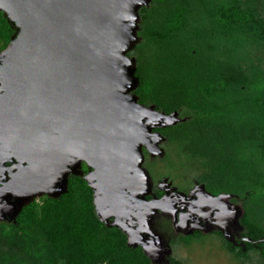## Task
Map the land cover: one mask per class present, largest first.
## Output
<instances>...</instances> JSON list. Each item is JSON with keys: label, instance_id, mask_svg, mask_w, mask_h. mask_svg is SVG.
Instances as JSON below:
<instances>
[{"label": "trees", "instance_id": "obj_1", "mask_svg": "<svg viewBox=\"0 0 264 264\" xmlns=\"http://www.w3.org/2000/svg\"><path fill=\"white\" fill-rule=\"evenodd\" d=\"M138 15L137 102L191 116L157 131L194 159L209 192L242 198V237L252 242L241 250L218 236L241 264L249 254L264 264V0H152ZM2 23L0 52L11 33ZM206 52L205 76L196 77L195 56ZM5 235L4 264H151L97 219L80 176L68 179L64 194L21 207Z\"/></svg>", "mask_w": 264, "mask_h": 264}, {"label": "water", "instance_id": "obj_2", "mask_svg": "<svg viewBox=\"0 0 264 264\" xmlns=\"http://www.w3.org/2000/svg\"><path fill=\"white\" fill-rule=\"evenodd\" d=\"M109 1L0 0L17 30L10 45L0 52L4 55L0 77H9L8 85L0 82V128L7 127L20 135L22 147L21 152H14L16 164L0 165V181L5 172L10 175L0 189V207L24 189L42 165L54 175L63 172L69 151L80 142L92 151L88 169L94 174L101 170L98 183L105 206L111 208L115 220L125 217L126 206L144 202L143 197L138 200L122 193L121 188L124 180L131 178L122 141L138 132L140 122L124 123L116 116L126 102L122 89L130 90L128 81L136 79L134 68L126 70L125 61L113 57L114 29L121 22L118 11L109 10ZM102 22L111 27L108 32L102 30ZM131 97L136 101L135 96ZM170 116L160 113L165 121ZM19 175L24 176L23 181L15 183ZM82 178L92 191L96 210L94 191L86 177ZM66 184L67 180L58 195L66 192ZM29 203L19 205L13 217ZM98 220L122 231L115 223ZM220 233L227 243L235 245ZM242 241L252 242L249 238Z\"/></svg>", "mask_w": 264, "mask_h": 264}, {"label": "rangeland", "instance_id": "obj_3", "mask_svg": "<svg viewBox=\"0 0 264 264\" xmlns=\"http://www.w3.org/2000/svg\"><path fill=\"white\" fill-rule=\"evenodd\" d=\"M151 2L152 0L109 1V10H117L121 22L114 29L113 57L123 59L126 70L136 68L133 50L141 41L138 12L141 8H147ZM4 9L5 6L0 4L1 21L11 31L5 47L7 48L17 30L5 15ZM101 27L107 32L111 28L106 22H102ZM211 56L210 52L195 56V59L201 62L200 65L197 64L194 76H205L202 67L207 57ZM3 57L4 55L0 56V65ZM8 78L2 76L0 82L8 85ZM133 78L136 81L131 79L127 84L131 89H122L126 102L118 109L116 115L124 123L140 122L138 132L122 141V153L128 160L127 169L131 170V178L127 182L124 180L121 188L124 194L139 198L147 196L146 203L142 207L138 201L130 204L131 207L126 206L125 217L115 220L111 208L105 206V195L102 194L101 185L98 183V174L101 170L94 174L92 169H88L93 159V156L90 158L91 148L84 142L77 143L68 153L69 161L63 172L54 175L47 166L42 165L24 189L17 191L14 198L10 196V201L4 205L7 208L0 207V264H4L2 258L9 252L4 242L18 234H10V237L5 235L15 222L16 216H13L16 208L28 201L39 202L42 197H58L59 192L63 190L64 181L77 176L79 171L81 173L78 176L85 174L83 177H86L94 191L96 203L94 213L97 219L106 224L115 223L119 226L125 233L129 245L139 246L151 264H167L170 257L182 264H241L224 247L219 236H222L220 232H223L235 243L232 247L244 248L242 239L246 237H242L244 228L239 222L243 213L242 198L223 192L211 193L198 181L201 173L199 165L179 147L178 143H168V140L157 131L164 129L159 126L166 124L168 127L175 126L187 121L191 116L183 109H179L167 114L166 116H171L165 121L160 117V110L154 105L139 104L134 93L138 86L134 73ZM132 86L135 88L132 89ZM131 95L136 97V101ZM124 115L127 118H122ZM0 136V151L3 152L0 155L1 167L16 164L17 157L14 156V152L22 151L19 145L20 135L14 134V131L7 127H1ZM23 177L19 175L18 182L15 183L23 181ZM164 224L166 227L160 232V225ZM186 237L187 242L183 241ZM15 251L17 248L11 252ZM244 264L259 263L255 255L249 254V260Z\"/></svg>", "mask_w": 264, "mask_h": 264}, {"label": "flooded vegetation", "instance_id": "obj_4", "mask_svg": "<svg viewBox=\"0 0 264 264\" xmlns=\"http://www.w3.org/2000/svg\"><path fill=\"white\" fill-rule=\"evenodd\" d=\"M86 170H83V172H85ZM85 175V174H84ZM84 175H82L81 177H83ZM10 180V175L8 174V172H5V174H4V178H2V180L0 181V189L3 187V185L5 184V183H7L8 181ZM168 193H170V192H168ZM161 195V194H160ZM138 198V200H139V197H137ZM146 198H147V196H144L143 197V199H144V202L143 201H141L140 202V200L138 201V203L141 205H144L145 203H146ZM8 201H10V199H8ZM142 207V206H141ZM165 227H166V224H164V226H162V225H160V232H162L164 229H165Z\"/></svg>", "mask_w": 264, "mask_h": 264}]
</instances>
